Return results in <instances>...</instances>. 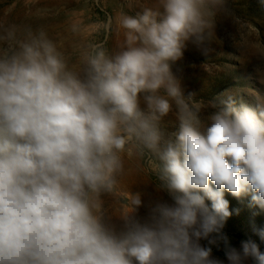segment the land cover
Instances as JSON below:
<instances>
[{
	"label": "clouds",
	"instance_id": "1",
	"mask_svg": "<svg viewBox=\"0 0 264 264\" xmlns=\"http://www.w3.org/2000/svg\"><path fill=\"white\" fill-rule=\"evenodd\" d=\"M223 5L121 12L119 48L89 42L75 62L42 27L0 24V264H224L213 256L221 244L228 264H264L255 241L236 248L223 232L226 192L264 210V95L205 101L173 72L189 41L212 36ZM128 160L170 198L143 218L141 194L123 185Z\"/></svg>",
	"mask_w": 264,
	"mask_h": 264
},
{
	"label": "rangeland",
	"instance_id": "2",
	"mask_svg": "<svg viewBox=\"0 0 264 264\" xmlns=\"http://www.w3.org/2000/svg\"><path fill=\"white\" fill-rule=\"evenodd\" d=\"M147 7L158 8L159 0H0V24L42 27L75 62L80 47L89 42H104L110 51L117 50L123 41V30L116 26L119 14L135 15ZM110 18L112 29L106 31L104 25ZM173 72L186 92H194L205 101L228 91L238 100L254 104L255 95H264V0H224L214 17L212 36L202 44L189 41ZM175 125L173 111L165 118V127L171 131ZM157 184L140 162L126 161L123 185L139 192L144 201L139 217H146L148 206L157 200L170 202ZM225 198L232 216L223 232L232 246L239 248L241 241L251 239L264 251V242L255 232L264 228V210L251 202L250 195L237 199L226 192ZM105 209L118 225L113 213L120 211L119 205L105 198ZM213 256L228 264L222 244L213 246Z\"/></svg>",
	"mask_w": 264,
	"mask_h": 264
}]
</instances>
